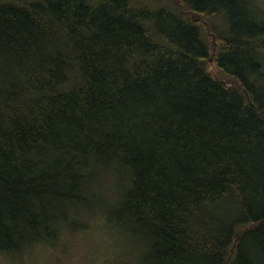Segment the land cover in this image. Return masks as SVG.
Here are the masks:
<instances>
[{
    "label": "trees",
    "instance_id": "trees-1",
    "mask_svg": "<svg viewBox=\"0 0 264 264\" xmlns=\"http://www.w3.org/2000/svg\"><path fill=\"white\" fill-rule=\"evenodd\" d=\"M96 222L121 264H264L256 0H0V256Z\"/></svg>",
    "mask_w": 264,
    "mask_h": 264
},
{
    "label": "rangeland",
    "instance_id": "rangeland-1",
    "mask_svg": "<svg viewBox=\"0 0 264 264\" xmlns=\"http://www.w3.org/2000/svg\"><path fill=\"white\" fill-rule=\"evenodd\" d=\"M264 7V0H256ZM98 222L92 224L89 234L64 236L56 246H37L17 258L0 256V264H121L127 257L132 243L115 231H105Z\"/></svg>",
    "mask_w": 264,
    "mask_h": 264
}]
</instances>
